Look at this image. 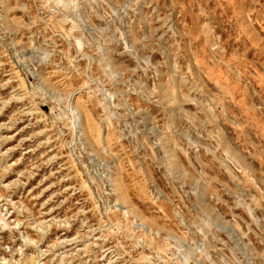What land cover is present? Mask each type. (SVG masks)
<instances>
[{
  "label": "rangeland",
  "instance_id": "374dc122",
  "mask_svg": "<svg viewBox=\"0 0 264 264\" xmlns=\"http://www.w3.org/2000/svg\"><path fill=\"white\" fill-rule=\"evenodd\" d=\"M0 264H264V0H0Z\"/></svg>",
  "mask_w": 264,
  "mask_h": 264
}]
</instances>
